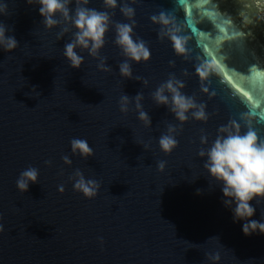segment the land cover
Returning <instances> with one entry per match:
<instances>
[{"label": "water", "instance_id": "95a60500", "mask_svg": "<svg viewBox=\"0 0 264 264\" xmlns=\"http://www.w3.org/2000/svg\"><path fill=\"white\" fill-rule=\"evenodd\" d=\"M0 5V23L18 42L0 47V264H264V234L246 236L233 222L222 185L199 155L230 121L241 133L250 123L264 139V19L251 11L246 24L241 0H119L135 9L133 39L151 52L136 62L115 43L116 25L132 20L120 6L89 0L85 7L109 14V29L97 56L76 48L84 61L73 68L64 56L77 31L70 20L58 12L48 28L38 3ZM78 6L71 0L70 15ZM161 12L185 38L184 54L152 21ZM212 60L222 71L201 81L196 68ZM124 62L131 77L120 73ZM170 79L205 105L206 121L193 110L178 120L167 91L169 104L156 102L153 94ZM138 94L150 124L138 119ZM162 135L178 141L170 153L160 149ZM73 138L86 139L93 154H73ZM29 167L38 180L22 192L16 180ZM77 170L99 182L94 197L73 189ZM252 204V219L264 220V199Z\"/></svg>", "mask_w": 264, "mask_h": 264}, {"label": "clouds", "instance_id": "9594fccd", "mask_svg": "<svg viewBox=\"0 0 264 264\" xmlns=\"http://www.w3.org/2000/svg\"><path fill=\"white\" fill-rule=\"evenodd\" d=\"M39 4V14L44 18L46 27L51 28L58 21L54 18L56 13H61L65 19L70 20L77 31L74 34V40L64 46V56L69 61L70 66L79 68L84 61V57L79 55L76 48L87 49L89 55L97 56L99 50L104 46L105 34L109 29L110 17L106 11H98L94 8H88L89 0H77L79 5L74 16L70 15L68 5L71 0H27L28 4ZM243 10L241 16L246 24L251 23L252 19L249 12L255 11L256 15L264 19V0H241ZM106 8H116L120 6L123 15L132 20V23H118L116 25L115 43L122 49L125 56L129 59L139 62L150 59L151 52L142 40L133 39V28L135 21V9L127 5H119V0H104ZM6 5H0V13H3ZM154 23H159L165 28L166 32L160 35H166L172 42V47L177 54H184L185 38L179 35L178 28H168L173 23L165 12L151 17ZM17 40L14 36L6 35L5 26L0 23V47L6 51L16 48ZM98 67L107 70L101 63ZM222 71L219 63L215 60L202 63L196 68V74L201 81L207 79L213 72ZM122 76L131 77V67L127 62L120 65ZM183 87L181 81L168 80L162 84L153 94L158 104H169V96L165 91L171 94V111L181 122L188 119L187 113L192 111V116L198 120H207L204 104H197L193 97L181 93ZM207 92V88H202ZM141 95L135 98L136 108L138 110V119L143 120L145 124H150V118L144 111H140L139 100ZM129 97L127 95L120 97V110H128ZM172 131V129H170ZM206 142V138H201ZM178 141L172 135H162L159 139L160 149L165 153H170L176 147ZM73 154H79L83 158L93 154V149L89 146L86 139L73 138L70 141ZM200 156H207L204 167L209 175L222 185L221 192L224 197L223 203L232 211L233 222L241 223V231L244 235L250 236L253 233L264 234V220L252 219L256 213V208L252 201L264 199V139H262L256 129L249 123L248 130L241 133L240 125L235 121H230L227 125H222L218 129V135L212 142L207 151L201 150ZM65 163L71 164L68 156L62 157ZM45 163H51L45 161ZM165 162H158V169L163 170ZM39 172L35 167H29L23 170L16 180L18 190L25 192L28 190L29 183H35L38 180ZM73 189L83 193L85 197L91 198L97 194L100 184L95 179L86 178L84 174L77 170L74 174ZM63 191V186H60ZM199 194V190H197ZM4 231V225L0 224V232ZM102 240V238H101ZM215 257L214 259H218Z\"/></svg>", "mask_w": 264, "mask_h": 264}, {"label": "snow or ice", "instance_id": "6c2138e0", "mask_svg": "<svg viewBox=\"0 0 264 264\" xmlns=\"http://www.w3.org/2000/svg\"><path fill=\"white\" fill-rule=\"evenodd\" d=\"M180 3H184V0H180ZM244 95H245V96H248V93L245 92Z\"/></svg>", "mask_w": 264, "mask_h": 264}]
</instances>
